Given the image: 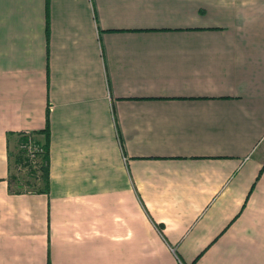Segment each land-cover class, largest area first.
I'll return each instance as SVG.
<instances>
[{
	"label": "crops",
	"instance_id": "crops-1",
	"mask_svg": "<svg viewBox=\"0 0 264 264\" xmlns=\"http://www.w3.org/2000/svg\"><path fill=\"white\" fill-rule=\"evenodd\" d=\"M0 264H264V0H0Z\"/></svg>",
	"mask_w": 264,
	"mask_h": 264
},
{
	"label": "rangeland",
	"instance_id": "rangeland-1",
	"mask_svg": "<svg viewBox=\"0 0 264 264\" xmlns=\"http://www.w3.org/2000/svg\"><path fill=\"white\" fill-rule=\"evenodd\" d=\"M46 124L40 131H21L17 133L9 147L10 179L14 184L24 186V190H34L40 187L39 164L43 163V156L46 153L44 143L46 141ZM39 163V164H38ZM36 172V178L32 179L29 173ZM39 183V184H38ZM34 185L33 186H28ZM28 186V188H27ZM32 187V189H31Z\"/></svg>",
	"mask_w": 264,
	"mask_h": 264
},
{
	"label": "trees",
	"instance_id": "trees-1",
	"mask_svg": "<svg viewBox=\"0 0 264 264\" xmlns=\"http://www.w3.org/2000/svg\"><path fill=\"white\" fill-rule=\"evenodd\" d=\"M48 140H49V135H48V129L46 131V141L44 143V147L46 148V153L43 156V163L39 164L38 170H39V175L37 176L38 180H40V187H38V189H36L34 187V185H30L28 184V186H33L35 189L34 190H30L28 188V190H24V186L23 185H19V184H14L13 181H11L10 179V173L8 175V181H9V187H10V192L13 194H24V193H32V194H47L48 193V188H49V159H48ZM9 154V153H8ZM8 163H9V159H8ZM9 167V172H10V165ZM30 177H32V179H37L36 178V172H31L29 173ZM39 184V183H38ZM32 189V187H31Z\"/></svg>",
	"mask_w": 264,
	"mask_h": 264
}]
</instances>
